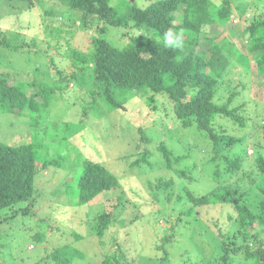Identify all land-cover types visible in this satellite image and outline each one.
<instances>
[{"label":"trees","instance_id":"obj_1","mask_svg":"<svg viewBox=\"0 0 264 264\" xmlns=\"http://www.w3.org/2000/svg\"><path fill=\"white\" fill-rule=\"evenodd\" d=\"M18 1L23 2L25 7L27 0ZM234 1L236 0H155L138 6L130 3V0H122L121 6H115L109 0H58L50 10H44L39 15L43 20L48 19L47 23L51 26V37L58 45L54 51L65 62L67 60L68 64L64 69H59L47 46V49L29 52L30 45L25 42V38L21 42H11L3 37L0 30L1 47L15 51L26 48V53L34 59L46 56L50 60L44 64L47 75L39 79L31 76L28 80L21 81L0 74V120L3 121V117L7 115L5 119L8 121L24 117L35 123H43L45 138L49 136L59 146L61 142L58 131H62L60 133L63 140L69 136V130L78 133L81 129V125L70 124L65 118L58 121L47 117L57 109V97L60 95L73 90L84 91L83 94L90 98L86 107L81 108L84 113L100 101L109 110L122 108L124 101H118L117 96L132 92L140 98L145 97V102L152 109H156V97H162L171 104L180 129H192L212 142L209 151L211 156L205 155L202 160L207 164L218 161L217 170L207 177L204 176L206 170L197 174L187 167L176 170L184 181L176 200L192 203L189 211L184 213L190 214L194 208L199 210L204 204L209 208L210 205L217 204L223 209L229 206L235 212V215L227 214L226 221H222L224 227L218 231V236L223 237L226 242L220 243L217 240L218 255L214 257V254L212 261L206 264H230L231 253L243 257L241 264H264V188L258 187L262 200L258 203L260 209L254 211L247 198L248 192L242 190L238 181L234 180L232 185L227 183L219 189L214 187L219 177L232 179L245 161L252 167L255 166L258 175L264 178V154L261 153L264 129L261 137L253 135L251 146L255 151L250 161L246 159L247 151L242 150V139L225 135L222 126H215L216 116L244 124V115L240 111L243 105L229 109V103L221 105L214 100L218 89L227 79L225 72L233 62L242 66L237 65L236 71L245 70L250 73L249 60L240 51L242 46L253 54L255 72L264 83V0H243L233 5ZM60 9L71 12L69 24L62 21L63 15L55 14V10ZM235 9L237 13H234ZM247 11L250 15L244 18L246 23L237 34L239 41L231 42L227 33L232 31L233 15L240 17ZM58 18H61L60 23ZM26 27L24 23V35ZM169 28L182 32V51L164 47L162 36ZM77 29L94 31L88 35L89 46L84 51L73 47L68 41V37H72ZM111 30L120 33L118 41L113 42ZM149 36L153 38H147ZM59 39L64 45L63 52L59 51ZM203 43H206L205 46ZM61 61L63 60L60 59ZM239 84L243 86L242 83ZM70 86L73 87L72 90L69 89ZM29 88L31 91L28 93L26 89ZM231 97L233 99L235 95ZM231 97L228 102L232 100ZM12 128L17 130L13 134L24 136L25 131L21 126L10 123V133ZM35 131L42 133L41 130L29 127L24 143L13 145L0 141V226L8 219L28 217L29 220L22 218L21 223L28 233L37 230L34 239L39 244L45 243L59 228L48 223V219L52 218L46 213L32 220L35 218V213L32 212L35 204V177L50 164L61 166V160L65 156L59 153L54 161L44 157L45 161L39 163L35 156L45 145L42 144L44 137L40 138L37 133L34 134ZM236 144L241 148L233 159L222 154L225 149ZM161 150L168 161L169 152L162 146ZM219 160L224 162L223 169H219ZM78 175L77 187L72 189L71 196L78 206L99 207L89 217L92 231L102 238L125 204V199L116 192L118 179L101 163L88 159L83 160ZM204 177L206 185L211 189L197 196L192 185L195 187ZM165 182L159 184L157 189L173 185V180ZM46 195L42 194L43 197ZM112 195L116 196L115 200L106 203L105 199ZM170 237L171 235L163 237L156 248L167 254L165 245L169 243ZM78 239L81 240V236ZM44 253V257L39 258L42 264H74L75 257L83 260L80 250L73 245L53 248L50 253ZM158 261L155 262L159 264ZM0 264L3 263L0 261ZM103 264H120L119 256H108Z\"/></svg>","mask_w":264,"mask_h":264},{"label":"rangeland","instance_id":"obj_2","mask_svg":"<svg viewBox=\"0 0 264 264\" xmlns=\"http://www.w3.org/2000/svg\"><path fill=\"white\" fill-rule=\"evenodd\" d=\"M121 1L109 0V3L121 6ZM152 1L155 0H130V3L142 6ZM239 1L243 0H236L232 4L235 5ZM57 3L58 0H27L24 7L23 2L18 0H0V30L3 37L11 42L16 40L21 42L25 38V42L30 45L29 52L48 47L49 54L54 57L59 69H64L68 64L67 60L65 62V59L54 51L58 45L51 37L53 36V33L50 34L51 26L47 23L48 19L43 20L39 15L44 10H50ZM55 11V14L64 16L61 18L65 24L70 23L71 12L61 9ZM234 13H237V9ZM249 15L248 11L240 17L233 15L232 31L227 33V38L231 42L239 41L237 34L246 23L244 18ZM61 18L57 19L59 23ZM24 23L27 25L25 35L22 31ZM111 31L109 33L113 37V42L118 41L120 33ZM93 33V29L89 31L77 29L72 37H68V41L73 47L84 51L89 46L88 35ZM59 45V51L63 52L64 45L60 39ZM20 49L15 51L0 46V74L21 81H26L31 76L38 79L45 77L47 74L44 64L50 61L48 57L34 59L32 55L26 53V48ZM240 51L249 60L250 73L245 70L236 71L235 67L238 64L233 62L225 72L227 79L224 82L227 84L223 82L214 100L221 105L229 103V109L243 105L240 111L244 115V124L216 116L215 126L216 128L222 126L225 135L242 139L240 144L242 150L247 151L246 159L252 161L255 151L251 146L253 135L261 137V131L264 129V83L255 72L253 54L244 46ZM60 59L63 61L60 62ZM69 89L72 90L73 87L70 86ZM26 91L29 93L31 89ZM83 93L84 91L73 90L60 95L57 97L59 103L57 109L52 111L51 115H47L49 119L59 121L65 118L70 124L81 125L78 133L69 130V136L63 140L60 133L62 131H58L61 142L59 146L49 136L45 138L43 123H35L24 117L8 121L5 119L7 115L3 117V121L0 120L1 142L13 145L24 143L30 127L41 130L42 133L35 131L34 134L37 133L40 138L44 137L42 144L45 146H42L35 156L39 163L45 161L44 157L54 161L59 153L65 156V159L61 160V166L50 164L36 175L34 182L36 189L34 188L33 194L35 204L33 203L32 212L35 213V218L32 220L46 213L52 218L48 219V223L58 227L59 230L45 243L38 244L34 239L37 230L28 233L21 223L23 217L8 219L0 226V261L3 264H42L39 258L44 257L45 251L50 253L53 248L71 245L80 250L83 256V260L75 257L74 264H103V260L113 254L119 256L120 264H157L155 261L160 259L163 260L158 261L159 264L190 262L206 264L212 261L213 255L219 252L217 240L220 243L226 242L223 237L218 236V231L224 227L222 221H226L227 214L235 215L234 209L229 206L223 209L219 204L210 205L209 208L204 204L198 208L199 210L194 208L190 214H185L192 203L176 200L184 182L176 170L187 167L195 174L206 170L205 177L217 170L218 161L207 164L202 160L205 155L211 156L209 151L212 142L192 129H180L173 116L171 104L162 97H156L154 101L156 109H152L145 102V97L140 98L132 92L117 96L118 101H124L122 108L109 110L100 101L93 108L88 107V111L84 113L81 108L86 107L90 98ZM232 95H235L233 99ZM230 97L232 100L228 102ZM10 123L21 126L25 131L24 136L13 134L17 131L13 128L10 133L8 131ZM161 146L169 152L168 161ZM241 147L239 144L230 146L222 154L233 159ZM261 153L264 154V144ZM84 159L101 163L113 177L117 178L116 192L125 199L122 210L119 209L118 217L114 218L113 225L107 229L102 238L92 231L89 217V214L99 207L78 206L71 196L72 189L77 187L79 168ZM219 162V169H223L224 162L222 160ZM205 177L203 181L196 183L195 187L192 185L197 196L211 189L206 185ZM219 178V183L214 186L216 189L227 183L232 185L236 180L242 190L248 192L247 198L250 199L251 208H254V211L260 209L258 203L262 200V194L258 187L264 188V178L258 175L255 166L252 167L245 161L232 179L225 176ZM168 180H173L171 187L157 189L159 184ZM42 194L47 195L43 197ZM115 198L116 196L112 195L105 201L111 203ZM121 221H123L122 225ZM226 225L230 226V224ZM258 230L262 231L260 228ZM167 235L171 237L169 243L165 245L166 254L156 247ZM79 236L81 240L78 239ZM230 255L232 259L230 264H241L244 261L241 255L233 253ZM215 264H223V262Z\"/></svg>","mask_w":264,"mask_h":264},{"label":"clouds","instance_id":"obj_3","mask_svg":"<svg viewBox=\"0 0 264 264\" xmlns=\"http://www.w3.org/2000/svg\"><path fill=\"white\" fill-rule=\"evenodd\" d=\"M147 38H153V37L149 36ZM162 40H163V45L166 49L182 51L184 48V38L182 32H175L169 28L163 33Z\"/></svg>","mask_w":264,"mask_h":264}]
</instances>
